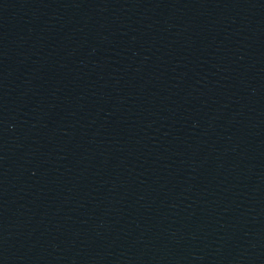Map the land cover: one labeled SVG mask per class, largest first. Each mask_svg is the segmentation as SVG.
<instances>
[{
  "label": "water",
  "instance_id": "1",
  "mask_svg": "<svg viewBox=\"0 0 264 264\" xmlns=\"http://www.w3.org/2000/svg\"><path fill=\"white\" fill-rule=\"evenodd\" d=\"M0 264H264V0H0Z\"/></svg>",
  "mask_w": 264,
  "mask_h": 264
}]
</instances>
